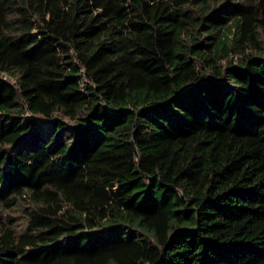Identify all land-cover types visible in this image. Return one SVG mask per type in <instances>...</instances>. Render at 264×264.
Listing matches in <instances>:
<instances>
[{"label":"trees","instance_id":"16d2710c","mask_svg":"<svg viewBox=\"0 0 264 264\" xmlns=\"http://www.w3.org/2000/svg\"><path fill=\"white\" fill-rule=\"evenodd\" d=\"M0 264H264V0H0Z\"/></svg>","mask_w":264,"mask_h":264},{"label":"rangeland","instance_id":"374dc122","mask_svg":"<svg viewBox=\"0 0 264 264\" xmlns=\"http://www.w3.org/2000/svg\"><path fill=\"white\" fill-rule=\"evenodd\" d=\"M5 213L9 214L10 216H13L16 222L17 229L23 228V226L25 225V219L21 210H11Z\"/></svg>","mask_w":264,"mask_h":264}]
</instances>
